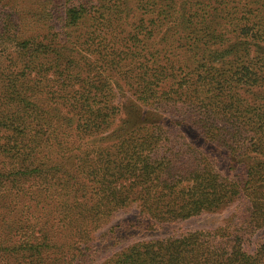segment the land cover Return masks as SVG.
Instances as JSON below:
<instances>
[{
    "label": "trees",
    "instance_id": "1",
    "mask_svg": "<svg viewBox=\"0 0 264 264\" xmlns=\"http://www.w3.org/2000/svg\"><path fill=\"white\" fill-rule=\"evenodd\" d=\"M10 1L0 264H264V0Z\"/></svg>",
    "mask_w": 264,
    "mask_h": 264
},
{
    "label": "rangeland",
    "instance_id": "2",
    "mask_svg": "<svg viewBox=\"0 0 264 264\" xmlns=\"http://www.w3.org/2000/svg\"><path fill=\"white\" fill-rule=\"evenodd\" d=\"M36 1L37 0H11L9 3L10 11L13 10H22V9H28V7L33 8L34 6L36 7ZM12 6V7H11ZM123 103L125 106V110H132L138 104L140 106V111L141 113L149 116L155 114L153 112L152 108H149L147 106H144L138 102H136L132 97H130L128 94H126V97L123 98ZM129 112H125V116H128ZM235 212L234 207L226 208L225 210L219 211V212H212V213H205L199 217L193 218L191 220H188L184 224V228H189V229H207V230H214L220 226H224L226 222L228 221V218L232 216ZM138 213L137 210H134L130 213H119L115 215L113 218H111V221L105 226V228L112 226L114 223H119L122 220H125L126 218L130 217H137ZM105 229H102L104 231ZM101 232V231H100ZM100 232L97 233V236L100 235ZM146 239V236H132L129 241H125L123 243H120L118 245H115L114 247H110L107 249H104L99 256L96 258V262L102 263L104 260L109 258L111 255H113L115 252L121 250L128 244H130L133 241L141 240V239ZM108 242V238L106 239ZM101 242V239L98 240V243Z\"/></svg>",
    "mask_w": 264,
    "mask_h": 264
}]
</instances>
